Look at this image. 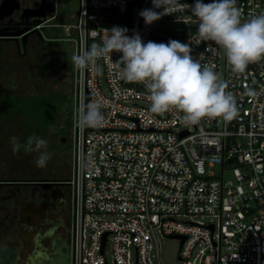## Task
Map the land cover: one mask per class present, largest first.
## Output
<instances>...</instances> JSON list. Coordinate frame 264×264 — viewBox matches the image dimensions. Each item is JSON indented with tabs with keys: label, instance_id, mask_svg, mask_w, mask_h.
I'll return each instance as SVG.
<instances>
[{
	"label": "built area",
	"instance_id": "1",
	"mask_svg": "<svg viewBox=\"0 0 264 264\" xmlns=\"http://www.w3.org/2000/svg\"><path fill=\"white\" fill-rule=\"evenodd\" d=\"M179 3L191 6L195 0ZM235 6L242 22L264 13V0H236ZM147 8L152 0H78L74 53H83L91 41L100 43L104 29L113 26L128 29V36L138 33L144 43L190 41L193 58L221 73L238 115L231 121L205 117L187 124L176 110L151 113L145 85L118 78L117 52L111 60L76 69L82 101L86 92V103H107L97 128L77 125L78 96L73 111L71 264H153L155 233L177 239L174 264H264V58L234 73L222 48L200 41L189 10L176 9L154 22L180 23L187 34H159L138 15ZM99 73L106 91L99 87ZM247 89L256 95H247ZM213 165L219 166L218 178L206 170ZM225 170L231 178H223ZM178 216L188 220H174ZM107 239L109 262L103 257Z\"/></svg>",
	"mask_w": 264,
	"mask_h": 264
},
{
	"label": "clouds",
	"instance_id": "2",
	"mask_svg": "<svg viewBox=\"0 0 264 264\" xmlns=\"http://www.w3.org/2000/svg\"><path fill=\"white\" fill-rule=\"evenodd\" d=\"M236 0H212L203 3L195 0L193 5L179 0H152V8L138 14L145 25H151L176 9L189 10L197 19V35L201 42L212 41L224 51L227 63L234 73H244L248 65L264 58V13L242 22ZM155 9H162L157 12ZM128 29L113 26L104 29L100 43L93 42L83 53L67 54L73 67L86 70L96 65L101 58L111 60V53H120L113 63L117 76L127 83H143L148 92L149 111L154 114L176 110L184 113L183 121L196 124L202 118L220 117L231 121L238 115L234 96L227 92V83L220 80L213 68L191 55L192 43L169 40L167 43L148 41ZM246 94L256 93L247 89ZM107 101L91 100L81 106L77 125L97 128L103 124L102 108ZM14 152H38L37 167H44L50 154L47 141L30 136L21 144L11 138ZM43 150V151H42Z\"/></svg>",
	"mask_w": 264,
	"mask_h": 264
},
{
	"label": "flooded vegetation",
	"instance_id": "3",
	"mask_svg": "<svg viewBox=\"0 0 264 264\" xmlns=\"http://www.w3.org/2000/svg\"><path fill=\"white\" fill-rule=\"evenodd\" d=\"M56 4V0H0L4 74L31 75L41 68L43 32L58 28L51 23L57 18ZM11 117L1 115L0 121L10 122ZM6 133L0 129V135ZM24 153L23 148L17 152ZM26 165L0 162V264H71L69 173L63 165L42 170Z\"/></svg>",
	"mask_w": 264,
	"mask_h": 264
},
{
	"label": "rangeland",
	"instance_id": "4",
	"mask_svg": "<svg viewBox=\"0 0 264 264\" xmlns=\"http://www.w3.org/2000/svg\"><path fill=\"white\" fill-rule=\"evenodd\" d=\"M56 2L57 18L51 23L57 24L58 28L43 32L45 38L42 39L40 45L45 55L42 54L41 68L37 69L35 73H31V75L26 73L4 74L1 67L5 65V62L1 63L0 61V116L13 115L10 122H6L3 118L0 121V129L7 132L0 135V162L18 163L23 161L27 164L26 168L35 166V170L63 165L60 167H63L64 171H68L70 176V151L73 149L70 142V131L77 96L79 101L78 110L83 104L77 70L69 60H66L67 54L74 53L76 47V45L74 47L72 40L76 42L77 39L76 30L73 27L76 24L78 0H56ZM151 31L159 34L180 32L187 34L184 25L172 22L153 23L151 24ZM93 42L98 43L97 41H91L88 43L89 46ZM220 55L222 59V54ZM218 77L221 80V73L218 74ZM98 80L100 89L106 91V84L101 73L98 75ZM53 92H60V97L51 99ZM42 100H47L48 103ZM22 119L25 120V126L22 125ZM4 124H9L11 127L6 129ZM35 134L47 141L46 151L50 154V159L42 168L36 166L38 152H25L24 155L17 154L12 147V137H16L23 144V139L26 141L28 137L36 136ZM206 170L210 171L213 177H219L218 165H213L206 168ZM222 176L224 179L231 178L230 171L225 170ZM174 220L183 222L188 219L187 217L178 216ZM203 221L206 222V219H203ZM155 237L158 243L157 250L151 254L155 255L159 264H174L177 260L179 246L177 239L172 237L161 238L156 233ZM86 242L85 232L84 243ZM108 243L107 239L103 254L107 262L110 261ZM194 254L193 252L191 257ZM155 258L151 259L153 264Z\"/></svg>",
	"mask_w": 264,
	"mask_h": 264
},
{
	"label": "water",
	"instance_id": "5",
	"mask_svg": "<svg viewBox=\"0 0 264 264\" xmlns=\"http://www.w3.org/2000/svg\"><path fill=\"white\" fill-rule=\"evenodd\" d=\"M50 17H51V15H50ZM87 100H88L87 93L84 92V94H83V104H85V103L87 102ZM183 134H184V133H180V136L183 135ZM208 228H209L210 230H212V227H211V226H209ZM104 237H105V234H103L102 237H101V248H102V246H103ZM182 240H183V239L181 238V241H182Z\"/></svg>",
	"mask_w": 264,
	"mask_h": 264
},
{
	"label": "trees",
	"instance_id": "6",
	"mask_svg": "<svg viewBox=\"0 0 264 264\" xmlns=\"http://www.w3.org/2000/svg\"><path fill=\"white\" fill-rule=\"evenodd\" d=\"M60 97V92H53V95H51V99L59 98ZM44 99V98H43ZM45 103H48L47 100H42ZM27 105V104H26ZM40 112V111H39ZM41 113V112H40ZM42 114V113H41ZM43 117V115H42Z\"/></svg>",
	"mask_w": 264,
	"mask_h": 264
}]
</instances>
